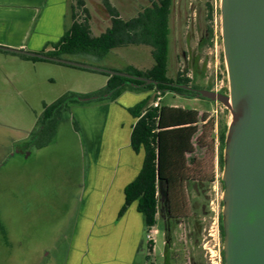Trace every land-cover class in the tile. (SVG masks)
I'll return each mask as SVG.
<instances>
[{
    "label": "rangeland",
    "instance_id": "1",
    "mask_svg": "<svg viewBox=\"0 0 264 264\" xmlns=\"http://www.w3.org/2000/svg\"><path fill=\"white\" fill-rule=\"evenodd\" d=\"M111 2L124 19L137 16L151 5L150 0ZM73 3L67 2V26L72 23ZM85 3L91 14L93 34L100 35L111 25V15L101 0H85ZM77 11L82 19V9ZM170 27L168 75L175 78L184 72L192 80L190 85L228 94L221 0H173ZM70 60L97 63L80 56ZM99 62L119 71L129 65L147 70L153 66L154 59L152 47L141 44L114 48ZM38 65L36 82L32 69L28 73L21 71L19 81L11 76L0 88V264H35L33 254L41 247L48 248L46 253L59 250V257L68 255V251L70 257L73 252L72 264H107L100 253L93 251V246L98 250L96 245L101 246V238L107 236L97 230L98 215L97 220L92 213L84 217L90 185V191L93 189L94 154L103 125L104 112L99 102L73 104L71 113L58 123L49 146L24 150L44 103H51L68 91L80 92L102 85L106 75L53 62ZM14 71L19 70L14 67ZM159 94H155L156 100ZM161 99L159 103L164 106L197 107L202 115H207L200 122L196 137L202 140L193 154L199 162L193 177L199 184L202 181L205 194L196 195L189 185L188 214L176 221L179 224L171 230V239L158 216L156 226L143 232L142 249L135 264H224L223 237L218 228L224 205L220 181L224 167L218 164L220 142L214 139L219 136L221 124H229L231 113L219 101L185 97L172 91H167ZM74 119L81 123V130L74 127ZM210 178L215 179L211 188ZM167 240L170 241L166 244Z\"/></svg>",
    "mask_w": 264,
    "mask_h": 264
},
{
    "label": "trees",
    "instance_id": "2",
    "mask_svg": "<svg viewBox=\"0 0 264 264\" xmlns=\"http://www.w3.org/2000/svg\"><path fill=\"white\" fill-rule=\"evenodd\" d=\"M72 1L75 4L73 3L71 7V25L65 26L64 33L58 41L47 42L44 48L38 51L39 53L67 60H70V57L73 56L92 58L97 61L94 65L103 67L104 65L100 64L99 61H103L112 49L144 44L152 47L153 66L147 70H141L133 65H129L123 71L144 76L159 83H146L137 79L100 72L108 76V81L99 90L89 93L68 91L52 103H44L43 111L37 116L36 126L30 133L29 147L41 149L49 146L57 133L58 123L67 113H71L73 104L115 100L127 90H154L160 93L157 95L158 98L165 95L167 91H172L183 96L197 97L196 92L173 85H190L192 80L184 72L178 73L175 78L168 75L171 42L170 18L173 0H150V6L145 7L137 16L130 19L122 18L119 10L112 4L111 0H101L111 15V25L101 32L100 35L93 34L90 23L91 14L89 9L85 7V0ZM79 8L84 13L82 19L79 17L77 11ZM0 52L17 55L26 60L53 62L89 70L9 51L2 47H0ZM191 86L199 87L195 84ZM207 89L211 90L212 88ZM201 98L206 99L204 97ZM148 102L149 98H146L129 108L132 115L138 118L131 136L132 146L136 151L144 148L145 158L140 173L125 188L126 199L120 214L122 215L129 205L137 201V208L143 214L145 226L149 230L158 222L159 200L157 192L159 178L168 177L170 171L175 166L186 162H193L194 158L190 156L193 152L192 140L197 136L199 131V121L201 118L206 120L207 115L203 114L200 117L198 110L181 107L164 105L148 107ZM73 122L75 128L78 130V121L74 119ZM227 130L228 122H223L219 131L220 162L222 168L225 163L224 149ZM201 140L200 138L198 139L199 143H201ZM220 226L222 237H224L222 214ZM222 256L224 260L223 250Z\"/></svg>",
    "mask_w": 264,
    "mask_h": 264
},
{
    "label": "crops",
    "instance_id": "3",
    "mask_svg": "<svg viewBox=\"0 0 264 264\" xmlns=\"http://www.w3.org/2000/svg\"><path fill=\"white\" fill-rule=\"evenodd\" d=\"M67 2L68 0H0V46L38 52L47 42L58 41L67 26ZM40 62L46 61L26 60L17 55L0 52V88L4 85V81L10 80L11 76L18 80L21 71L28 73L32 69L34 70L33 81L36 82ZM14 67H17L19 71H14ZM107 81L108 76L102 85L90 86L88 89L79 91L89 93L99 90L106 85ZM30 82L34 84L31 79ZM156 93L154 90H127L115 100L99 102L104 112L103 125L94 154L93 189L90 191V185L88 197L85 196L88 210L85 211L84 217L86 219L88 213H92L93 217L98 215L97 230L107 236L101 238L103 241L101 246L96 245L98 250L94 246L92 250L96 251L97 255L100 253V257L107 261V264H135V259L142 249L143 232L148 230L143 214L137 208V201L129 205L122 215L120 212L125 204V188L138 176L145 158L144 148L136 151L132 146L131 136L138 118L132 115L129 108L146 98H149L148 107L155 106ZM169 107L187 108L178 104ZM190 109L198 110L197 107ZM199 113L202 117V113L200 111ZM77 121L78 130H81V123L78 119ZM201 121H203L202 118L198 125ZM32 131L29 132V136ZM195 139L196 136L192 141ZM28 143L29 139L24 146L25 151L33 148L29 147ZM18 151H21L20 146ZM31 153L32 151L28 154ZM81 233H83L82 230ZM112 236L115 237L112 238ZM46 249L48 248L41 247L33 254L35 264H60V260L62 264H72L73 252L70 257L69 251L68 255L59 257V250L52 254L46 253ZM17 251L19 255V250ZM44 253L48 256L47 260Z\"/></svg>",
    "mask_w": 264,
    "mask_h": 264
},
{
    "label": "water",
    "instance_id": "4",
    "mask_svg": "<svg viewBox=\"0 0 264 264\" xmlns=\"http://www.w3.org/2000/svg\"><path fill=\"white\" fill-rule=\"evenodd\" d=\"M222 36L229 93L173 84L231 113L222 179L224 264H264V0H221ZM9 51L119 75L159 82L108 67L75 62L35 51Z\"/></svg>",
    "mask_w": 264,
    "mask_h": 264
},
{
    "label": "flooded vegetation",
    "instance_id": "5",
    "mask_svg": "<svg viewBox=\"0 0 264 264\" xmlns=\"http://www.w3.org/2000/svg\"><path fill=\"white\" fill-rule=\"evenodd\" d=\"M194 87V86H192ZM199 88V87H194ZM212 90V89H211ZM215 126V124H214ZM199 138L196 137L195 141H193V152L190 154L194 158L193 162H186L184 164H181L179 166H175L171 171L170 175L168 177L159 178L158 180V200H159V206H158V216L164 223L165 230L167 231V237L170 238V232L171 230L176 227L177 220H179L182 216H186L188 214L189 210V202L186 197V190H188V186L192 185V189L196 193V195H203L205 194V190L202 185V181H200V184L197 179H194V174H196L197 171V165H199V162H196V157L193 155L195 152L196 145H200ZM214 140H218L220 142L219 136L216 137ZM193 163V164H192ZM218 164L221 167L220 162V144H219V152H218ZM191 165H194L191 167ZM222 168V167H221ZM193 170V171H192ZM190 172V173H189ZM192 174V175H191ZM193 180V183L191 182ZM221 184L224 188V182L221 177ZM190 182V183H189ZM210 185L209 188L212 187V185L215 183V179L210 178ZM214 186V185H213ZM196 207L199 202H196ZM194 208V207H193ZM195 209V208H194ZM197 209V208H196ZM197 215L196 213H194ZM222 214V213H221ZM223 216V215H222ZM218 228L220 229L219 232L221 233V215L218 217ZM201 229V228H200ZM210 230V229H209ZM213 228H211V231ZM210 235L212 236L213 233L210 232ZM171 239V238H170ZM224 240V237H223ZM170 240L166 241V244ZM167 246V245H166Z\"/></svg>",
    "mask_w": 264,
    "mask_h": 264
},
{
    "label": "built area",
    "instance_id": "6",
    "mask_svg": "<svg viewBox=\"0 0 264 264\" xmlns=\"http://www.w3.org/2000/svg\"><path fill=\"white\" fill-rule=\"evenodd\" d=\"M160 99H161V98H158L157 101L154 102V105H155V106H159V105H160V103H159V100H160ZM150 238H151V236H150Z\"/></svg>",
    "mask_w": 264,
    "mask_h": 264
}]
</instances>
